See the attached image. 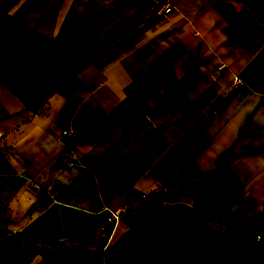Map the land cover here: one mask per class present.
Instances as JSON below:
<instances>
[{"label": "crops", "instance_id": "1", "mask_svg": "<svg viewBox=\"0 0 264 264\" xmlns=\"http://www.w3.org/2000/svg\"><path fill=\"white\" fill-rule=\"evenodd\" d=\"M166 1L0 0V194L30 264H139L227 232L264 264V4Z\"/></svg>", "mask_w": 264, "mask_h": 264}, {"label": "rangeland", "instance_id": "2", "mask_svg": "<svg viewBox=\"0 0 264 264\" xmlns=\"http://www.w3.org/2000/svg\"><path fill=\"white\" fill-rule=\"evenodd\" d=\"M256 1L264 4V0ZM115 170L114 172L117 173V169ZM12 191L13 189L8 186V189H4V192L0 194V201H7L5 206L0 205V264H30V243L32 241L26 231L16 227V220L8 212V202L11 199ZM49 202L42 203V209L47 207ZM41 207L36 206L30 210L29 206L24 217L30 218V215L39 211ZM236 240L239 239L233 232H227L224 238L213 242V246L209 249L206 246L187 247L179 254L171 255V260L168 262L161 261L159 264H240L239 256L242 253L240 250L245 249L246 246L236 242ZM160 259L145 261L143 258H138L136 262L139 264H157Z\"/></svg>", "mask_w": 264, "mask_h": 264}, {"label": "built area", "instance_id": "3", "mask_svg": "<svg viewBox=\"0 0 264 264\" xmlns=\"http://www.w3.org/2000/svg\"><path fill=\"white\" fill-rule=\"evenodd\" d=\"M154 4L158 7L159 13H169L172 11L171 4L167 2L166 0H154ZM235 79L236 81L240 82L239 78H235ZM63 134H68V131L67 130L63 131ZM67 165L69 167L72 166V161H69ZM37 189L42 193L44 198H46L48 201H52V202L57 201L56 195L52 191L48 189H44L39 186H37Z\"/></svg>", "mask_w": 264, "mask_h": 264}, {"label": "trees", "instance_id": "4", "mask_svg": "<svg viewBox=\"0 0 264 264\" xmlns=\"http://www.w3.org/2000/svg\"><path fill=\"white\" fill-rule=\"evenodd\" d=\"M208 249L211 247V244L209 246H207ZM184 249L179 250L178 252H176L175 254H179L180 252H182ZM171 256V255H170ZM170 256H166L160 259V261L157 262V264H159L161 261H165L168 262L169 260H171Z\"/></svg>", "mask_w": 264, "mask_h": 264}]
</instances>
